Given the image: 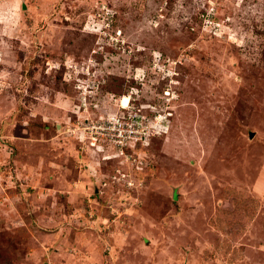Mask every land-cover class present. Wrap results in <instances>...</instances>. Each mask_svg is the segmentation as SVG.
<instances>
[{"label": "rangeland", "instance_id": "obj_1", "mask_svg": "<svg viewBox=\"0 0 264 264\" xmlns=\"http://www.w3.org/2000/svg\"><path fill=\"white\" fill-rule=\"evenodd\" d=\"M0 264H264V0H0Z\"/></svg>", "mask_w": 264, "mask_h": 264}, {"label": "bare ground", "instance_id": "obj_2", "mask_svg": "<svg viewBox=\"0 0 264 264\" xmlns=\"http://www.w3.org/2000/svg\"><path fill=\"white\" fill-rule=\"evenodd\" d=\"M129 102H130V99H129L128 97H125V98L123 99L122 106H123V107L128 106Z\"/></svg>", "mask_w": 264, "mask_h": 264}, {"label": "water", "instance_id": "obj_3", "mask_svg": "<svg viewBox=\"0 0 264 264\" xmlns=\"http://www.w3.org/2000/svg\"><path fill=\"white\" fill-rule=\"evenodd\" d=\"M24 7H25V5H24Z\"/></svg>", "mask_w": 264, "mask_h": 264}]
</instances>
